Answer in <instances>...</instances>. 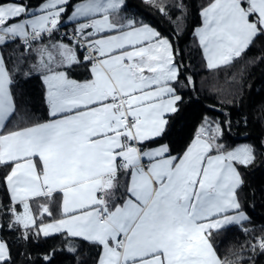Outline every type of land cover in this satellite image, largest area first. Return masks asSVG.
<instances>
[{"label":"snow or ice","instance_id":"obj_1","mask_svg":"<svg viewBox=\"0 0 264 264\" xmlns=\"http://www.w3.org/2000/svg\"><path fill=\"white\" fill-rule=\"evenodd\" d=\"M67 4L47 0L38 12L19 3L0 4V44L21 38L30 47L57 29ZM124 5L125 0H83L68 17L88 21L79 24L74 39L78 45L86 42L80 46L87 48L84 60L92 65V80L79 82L51 67L79 63L73 46L53 45L56 55L42 50L53 119L0 135V163L15 164L6 182L13 199L23 204L22 213H13L14 223L27 236L35 225L29 198L60 190L67 218L40 230L45 236L67 230L99 243V264H225L210 236L249 219L237 194L243 183L237 165L252 163L254 150L243 145L228 151L210 142L223 135L219 124L202 128L182 156L171 155L167 145L149 152L135 146L161 136L165 115L177 111L182 97L171 85L180 69L171 43L154 28L137 27L134 20L113 22ZM202 16L204 25L196 34L209 68L230 63L264 34V0H213ZM106 31L119 34L93 39ZM12 83L0 55V129L15 112ZM206 133L209 138L202 139ZM36 157L42 162L39 172ZM121 169L128 176L127 198L112 204ZM44 212L51 215L47 207ZM252 247L264 250V238ZM11 259L7 242L0 239V264Z\"/></svg>","mask_w":264,"mask_h":264},{"label":"trees","instance_id":"obj_2","mask_svg":"<svg viewBox=\"0 0 264 264\" xmlns=\"http://www.w3.org/2000/svg\"><path fill=\"white\" fill-rule=\"evenodd\" d=\"M44 0H0V4L18 2L29 10ZM82 0H70L66 14ZM213 0H125L117 16L124 24L155 27L172 45L179 77L175 85L182 100L177 111L170 113L164 133L143 144L152 147L167 144L170 153L182 156L199 133L201 126L215 128L223 135L211 140L231 150L241 142L253 148L255 160L248 166L238 165L243 184L238 195L249 219L242 224L213 231L210 239L225 264H264V250L253 245L264 238V34L257 35L239 57L230 63L209 68L205 62L195 29L201 24V10ZM163 9V11H161ZM59 41L55 35L25 49L19 40L7 41L2 53L13 83L15 112L0 135L32 126L48 119L49 104L43 73L39 71L42 50ZM79 63L63 67L69 78L85 81L91 78L90 62L78 52ZM191 77L192 83L188 78ZM212 136L215 133H211ZM209 138V134H207ZM215 153V152H213ZM12 164L0 163V234L11 250V264H98L101 245L61 232L44 237L42 223L61 216V193L30 200L35 225L25 229L14 223V212L20 209L12 201L6 177ZM128 176L120 171L110 203L125 199ZM47 207L48 213L44 212Z\"/></svg>","mask_w":264,"mask_h":264},{"label":"crops","instance_id":"obj_3","mask_svg":"<svg viewBox=\"0 0 264 264\" xmlns=\"http://www.w3.org/2000/svg\"><path fill=\"white\" fill-rule=\"evenodd\" d=\"M70 0H68V2H69ZM47 2V0H44L42 3H40L38 6H36V7H34L33 9H31V10H29L30 12L31 11H37L38 12V10H39V8L44 4V3H46ZM83 2V0L82 1H79V2H77L75 5H74V7H73V10H74V8H75V6H77L78 4H80V3H82ZM213 2V1H212ZM211 2V3H212ZM210 3V4H211ZM209 4V5H210ZM23 5V4H22ZM209 5H207L206 7H208ZM25 6V5H24ZM206 7H204L202 10H201V24L196 28V29H198V28H201V27H203V25H204V20H203V16H202V11L206 8ZM73 10L71 11V12H69L68 14H66V12L61 16V22H60V24L59 25H65V24H75V23H79V22H81V21H83V20H85V19H83V18H80V19H73V20H70V19H68V17H70L71 16V14H72V12H73ZM22 19L23 18H27V17H21ZM21 18H19V19H21ZM19 19H17V20H15V22H13V20L12 21H10L9 23H18L19 22ZM113 22L114 23H117L118 25H120V24H123V25H125L124 24V18H123V16H114L113 18ZM141 24H136V26L137 27H139ZM149 25V24H148ZM149 26H151V25H149ZM152 28H154L157 32H158V30L155 28V27H153V26H151ZM196 29H195V34H196ZM125 31H129V30H131V29H129V28H127V27H125V29H124ZM119 33H117V32H115V31H106V32H104V33H101L100 35H98V36H95L93 39H107L109 36H112V35H118ZM196 37H197V40H198V42H199V38H198V36H197V34H196ZM163 38V37H162ZM4 44V43H3ZM61 44H67V43H64V42H61ZM200 44V43H199ZM54 45H57V42L54 44ZM67 45H69V44H67ZM53 46V45H52ZM52 46H50V50L51 51H55L54 50V48L52 47ZM201 46V45H200ZM201 49H202V53H203V56H204V59H205V62H206V64H207V66H208V63H207V60H206V57H205V54H204V51H203V48H202V46H201ZM0 55H3V53L1 52L0 53ZM56 55V54H55ZM3 57H4V55H3ZM4 61H5V58H4ZM175 63H176V61H175ZM5 64H6V62H5ZM177 64V63H176ZM221 65H225V64H220V65H218V66H221ZM217 66V67H218ZM6 67H7V64H6ZM91 67H92V65H90V72H91ZM8 69V68H7ZM59 69H62L61 71H64L65 72V70H63V67H60ZM42 72V71H41ZM43 73V72H42ZM145 75H150V73H148L147 71H145ZM43 78H44V74H43ZM71 79V78H70ZM93 79V76H92V73H91V78L90 79H88V80H85V81H90V80H92ZM73 80H75V79H73ZM76 81H79V80H76ZM85 81H79V82H85ZM174 83V82H173ZM172 83V87H174V88H176L175 87V85ZM46 87H47V85H46ZM10 88H11V86H10ZM176 91H177V89H176ZM11 92H12V89H11ZM47 92H48V89H47ZM13 94V93H12ZM177 94H179L178 92H177ZM180 95V94H179ZM181 96V95H180ZM14 97V96H13ZM182 97V96H181ZM176 107H177V105H176ZM49 112H50V108H49V110H48V115H49ZM72 114H75V113H72ZM12 116V115H11ZM10 116V117H11ZM168 116H169V114H166L165 115V119L166 120H168ZM10 117L8 118V120L10 119ZM50 119H53V117H51L50 115H49V117H48V119L47 120H45L44 122H47V121H49ZM8 120L5 122V125L7 124V122H8ZM44 122H41V123H44ZM33 126V125H32ZM27 127H30V126H27ZM25 128V127H24ZM165 129H166V126H165ZM206 129V128H205ZM2 129H0V131H1ZM16 131V130H15ZM7 133H5V134H2V135H6ZM201 134V130H199V133L197 134V136L198 135H200ZM197 136L193 139V141L197 138ZM155 138H158V137H154V138H151V139H149V140H146V141H143V142H141V143H138L137 144V146L141 149V151L142 152H149V151H152V150H156V149H159V148H161L162 146H164V145H167V144H165V143H163V144H159V145H156V146H152V147H143V144L144 143H146V142H148V141H150V140H152V139H155ZM201 138L202 139H208V136H207V133L206 134H204V135H202L201 136ZM193 141H192V143H193ZM191 143V144H192ZM243 143L244 142H241V143H239L236 147H234L233 149H235V148H237V147H240V146H243ZM190 144V145H191ZM167 147H168V149H169V146L167 145ZM233 149H231V150H233ZM231 150H229V151H231ZM169 151H170V149H169ZM216 153H212V155H215ZM172 155V154H171ZM173 156H175V155H173ZM21 163H23V161H21ZM34 163L36 164V166H37V171L39 172L40 170H41V168H42V162L40 161V159L38 158V157H36V158H34ZM143 163L144 164H146V165H148L149 163H150V161L147 159V158H145L144 159V161H143ZM3 164H12V168L15 166V164H14V162H11V161H8V162H3ZM12 168H11V170H12ZM237 169H238V171H239V173H240V175H241V172H240V170H239V168H238V165H237ZM121 170H123V169H121ZM124 171V170H123ZM11 172V171H10ZM9 172V173H10ZM241 178H242V175H241ZM242 180H243V178H242ZM243 184V183H242ZM242 186V185H241ZM241 186L238 188V190H237V194H238V192H239V189L241 188ZM8 189H9V187H8ZM9 192H10V195H11V198H12V201H13V203L15 204V205H18V206H20V209H18L15 213H22L23 212V204L21 203V202H19V201H16V200H14L13 199V197H12V193H11V191H10V189H9ZM54 192H60L61 193V197H62V199H61V216L57 219V220H54V221H49V222H45V223H42L41 225H50V224H55L57 221H59V220H61V219H66L67 218V216H66V214L64 213V211H63V201H64V196H63V193H62V191H60V190H55V191H53L52 193H54ZM238 197H239V195H238ZM32 198H35V197H31V198H29V200H28V203H29V206H30V200L32 199ZM127 197H125V199H126ZM243 209V208H242ZM243 211H244V213L248 216V218H249V214L243 209ZM30 212H31V215L33 216V212H32V209H31V206H30ZM76 215H79L80 213L79 212H77V213H75ZM229 215H235V213L233 212V213H229ZM34 217V216H33ZM14 220H15V216H14ZM245 222V221H244ZM244 222H242V223H244ZM242 223H240V224H242ZM41 225L39 226V233L42 235V236H44V237H48V236H52V235H55V234H58V233H61V232H65V233H67L69 236H72V237H78V238H82V239H85V238H83V237H79V236H73V235H71L69 232H67V230H62V231H60V232H50V234L49 235H47V236H45L44 234H43V232L40 230L41 229ZM232 225H238V224H236V223H233V224H229V225H226L225 227H228V226H232ZM224 228V227H223ZM220 229H222V228H220ZM219 230V229H218ZM214 231H216V230H214ZM213 232V231H212ZM0 239H2V237H1V234H0ZM3 240V239H2ZM85 240H87V239H85ZM211 240V239H210ZM3 241H5V240H3ZM87 241H89V240H87ZM6 242V241H5ZM90 242H92V241H90ZM95 243H97V242H95ZM214 246V245H213ZM101 247H102V245H101ZM215 248V247H214ZM216 250V249H215ZM102 252H103V248L101 249V254H100V256H99V259H98V264H99V260H100V258H101V255H102ZM216 252H217V250H216ZM217 254H218V252H217ZM218 256H219V254H218ZM220 257V256H219ZM221 258V257H220ZM222 260V259H221ZM223 261V260H222Z\"/></svg>","mask_w":264,"mask_h":264},{"label":"built area","instance_id":"obj_4","mask_svg":"<svg viewBox=\"0 0 264 264\" xmlns=\"http://www.w3.org/2000/svg\"><path fill=\"white\" fill-rule=\"evenodd\" d=\"M86 22H88V21L84 20V21L79 22V23L74 24V25H58L57 29L53 30L51 32V34L44 33V34H42L41 38H39V39H37L35 41H31L30 47L25 45L23 39H21V38H15L13 40L18 39L21 42V44H23L25 49H30L33 46L34 43H36V42H38L40 40H43V39L47 38L50 35H55L59 40L64 41V42L72 45L75 48L77 56H78V52H82L83 55L85 56V55L88 54L87 48L86 47H82L80 45H83L86 42L81 40L80 41V45H78L74 38H75V35H76V29L79 26V24L80 23H86ZM1 51H2V44H0V53H1ZM78 58H79V56H78ZM135 146H137V144Z\"/></svg>","mask_w":264,"mask_h":264},{"label":"rangeland","instance_id":"obj_5","mask_svg":"<svg viewBox=\"0 0 264 264\" xmlns=\"http://www.w3.org/2000/svg\"><path fill=\"white\" fill-rule=\"evenodd\" d=\"M10 3H18V2H10ZM5 4H8V3H5ZM19 4H21V3H19ZM22 19V18H21ZM13 22H15V20H13ZM55 42H57V45L58 44H61V41H55ZM49 51H51L49 48H47ZM55 50V49H54ZM52 53H53V55H55V54H57V51L55 50V51H51ZM42 53V52H41ZM47 57H46V55H45V59H46ZM51 67H53V69L54 70H57V71H61L62 69H59V68H56V66H55V64H53V65H51ZM38 69H39V71H42L43 72V74H44V77L46 76V75H48V72L41 66V56H40V60H39V66H38ZM202 128H206L207 129V126L206 125H203V126H201V128H200V130L202 129ZM243 145H249L250 146V144H248L247 142H244L243 143Z\"/></svg>","mask_w":264,"mask_h":264}]
</instances>
